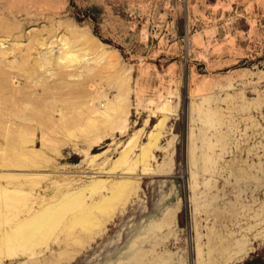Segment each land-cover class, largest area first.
<instances>
[{
  "label": "rangeland",
  "instance_id": "rangeland-1",
  "mask_svg": "<svg viewBox=\"0 0 264 264\" xmlns=\"http://www.w3.org/2000/svg\"><path fill=\"white\" fill-rule=\"evenodd\" d=\"M74 33L106 58L69 83L27 81L23 110L37 119L26 124L42 126L19 137L1 125L0 192L36 207L106 179L89 207L129 185L77 242L60 235L3 264H264V0H0V49ZM58 40L32 56L57 57ZM45 84L51 99L38 95ZM90 120L99 128L86 137Z\"/></svg>",
  "mask_w": 264,
  "mask_h": 264
},
{
  "label": "bare ground",
  "instance_id": "bare-ground-1",
  "mask_svg": "<svg viewBox=\"0 0 264 264\" xmlns=\"http://www.w3.org/2000/svg\"><path fill=\"white\" fill-rule=\"evenodd\" d=\"M53 38L54 36L50 37L45 42L44 39L34 36L29 42L30 47L28 48H22L21 44H19L20 42L15 41L16 44L12 45L7 50L0 49V84L1 82H9L6 80L5 76L11 77L14 74L10 70L16 71L15 77L13 78L14 82L11 79L9 82L12 90L11 105L5 106L0 103L1 110H9V113L2 115L3 119L1 118L2 122L0 127L1 125L7 126V124L14 126L15 130H11L10 128L7 130L13 131V134H17L19 137L31 133L35 127L42 126L39 124L33 127L26 124L27 122H31L29 121L30 118L37 119L35 115L25 114V110H23L24 106L27 105L25 104L27 100L22 94H27L28 91L24 92L25 88L29 89L33 87L28 84L27 81L32 80L29 82H33L34 85H36L39 82V77H46V73L49 72V78L58 77L63 83L64 81L68 82L75 77L84 76L87 70L90 71L91 69L88 65L91 60L97 65L106 58V53L103 50H98L95 45H92L90 39L76 33L69 38L61 37L59 40L56 39L58 40L57 47H59L60 51L57 57H53L54 55H51L50 50L45 54L37 53V56H32V52H37L39 47H47L49 41L48 49H51L56 41L53 42ZM2 45H4V43ZM11 54H13V58L16 59V61H8V57ZM91 56L94 58L90 59L89 57ZM3 64L4 67H1ZM70 68H74L75 70L83 68L85 71L84 73L77 72V70L75 71L74 69V71H72V69L71 71H67V69ZM86 77L85 75L84 78ZM34 80L37 81V83L34 82ZM20 81H25V85H20ZM76 81L78 82V80ZM54 90L55 87H52L50 84H45L38 90V95L51 99L52 95H50V93ZM54 92L52 94H54ZM17 94H20V96H17ZM7 97L9 98V96ZM28 100L30 101V99ZM109 104L110 103H107V105ZM60 112L62 113V108H57L55 110V113L60 114ZM97 114L105 119L110 118V115L105 111H98ZM68 115L69 114H61L59 120L67 125L68 123L65 120ZM18 120H21V122L19 123ZM87 124L88 128L90 129L91 127V129L87 130V128H85L83 130V134L86 137L96 132L99 128L95 120H90ZM60 125L63 126V124ZM69 133H71V131ZM157 140V136L152 137L148 144V148L156 146ZM76 152L80 153L82 157L81 166L89 167L88 160L91 154L89 152L81 153L77 150ZM145 156L146 151L144 150L140 155V159L145 158ZM106 183V179H93L88 184L83 183L79 185L75 192L61 193L60 196L52 202L46 203V201H36V203L31 204L32 206L36 204V207H30V205L22 202L23 197L27 196L26 192H0V264L5 263L4 261L17 260L25 255L39 256L45 252V250L42 249L43 245L48 246L51 240L52 242L53 240L56 242V240L59 239L57 245L61 244L60 235H63L67 242H77L74 231L79 228L87 233L91 228L96 227L99 224L97 214L106 212L111 203L117 200L120 193L129 185L126 182L117 185L109 196L104 195L97 204L88 207L85 200L97 192L102 191Z\"/></svg>",
  "mask_w": 264,
  "mask_h": 264
}]
</instances>
